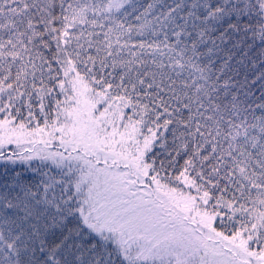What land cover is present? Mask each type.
<instances>
[{
	"label": "snow or ice",
	"instance_id": "snow-or-ice-1",
	"mask_svg": "<svg viewBox=\"0 0 264 264\" xmlns=\"http://www.w3.org/2000/svg\"><path fill=\"white\" fill-rule=\"evenodd\" d=\"M0 264H264V0H0Z\"/></svg>",
	"mask_w": 264,
	"mask_h": 264
}]
</instances>
